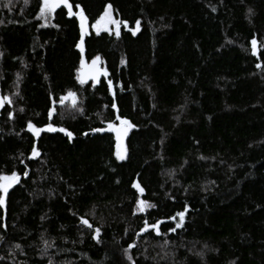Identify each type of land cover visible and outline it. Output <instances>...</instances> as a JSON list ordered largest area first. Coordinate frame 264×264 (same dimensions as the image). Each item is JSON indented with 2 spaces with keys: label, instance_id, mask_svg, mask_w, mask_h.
Instances as JSON below:
<instances>
[{
  "label": "trees",
  "instance_id": "obj_1",
  "mask_svg": "<svg viewBox=\"0 0 264 264\" xmlns=\"http://www.w3.org/2000/svg\"><path fill=\"white\" fill-rule=\"evenodd\" d=\"M69 2L87 17L83 52L63 5L46 22L42 0H0V173L20 176L0 206V264H264V0ZM109 4L119 37L93 29ZM96 57L99 83L82 70ZM117 115L134 125L124 161ZM29 120L72 138L36 137ZM138 200L155 207L137 215Z\"/></svg>",
  "mask_w": 264,
  "mask_h": 264
},
{
  "label": "snow or ice",
  "instance_id": "obj_2",
  "mask_svg": "<svg viewBox=\"0 0 264 264\" xmlns=\"http://www.w3.org/2000/svg\"><path fill=\"white\" fill-rule=\"evenodd\" d=\"M25 3H28V0H25ZM61 5H63V7L68 10L69 16L76 15V16H78V18L80 20L81 39H80V43L77 45V47L80 48L81 52H83L84 51V49H83L84 37H85V35H87V28H86L87 17L85 16L83 9H80L79 12L74 13L73 12V5L69 2V0H42V3L40 5V17L46 19L48 14L55 13L57 9L61 8ZM76 7L79 8V5L77 4ZM249 11L251 12V9ZM121 23H124L125 26L127 27V21H117V20L112 18L111 5L109 4L105 8L104 13L99 17V19L96 20L93 27L96 29L97 34H99V32L101 30L109 31V27H108L109 25H116L115 35L117 37H119V35H120L119 25ZM135 24H136V29L134 31L129 29L130 31H132L133 35H135L136 31L139 30L140 21L139 20L135 21ZM251 44H252L253 54H255L257 41L255 39H253L251 41ZM99 59H100L99 57H96L93 60L92 70L89 74H87L93 80H97L98 76L101 74L100 70L96 67V63H97V61H99ZM82 64H83V61H82ZM260 66H261L260 64H257V67H260ZM78 79L80 80L81 84L85 83L84 76L79 77ZM108 83H109V87L111 89L112 82L109 81ZM69 99L72 101V104L75 105L76 104V93L69 91L66 96H63L60 99V103L63 104L65 101H67ZM11 103H12V101L8 96L0 97V107H3L5 104H11ZM53 103L55 104V101ZM112 107L115 108L116 105L113 104ZM20 111L22 112L23 109H20ZM54 112H55V107H53L52 109L49 110L48 115L50 118ZM12 116H13V114L11 112H9V117L12 118ZM116 119L120 121V126L118 127L115 123L110 122L108 125V130L116 133L117 141H118L116 155H117L118 159L123 160V159H125V154H124V151L122 150V140H123V137L125 135H127L128 129L134 127V125H132L126 118H121L119 115L116 116ZM27 130L29 132H31L36 137H39L40 134L42 132H45V131H47V132H56V131L64 132L68 136L69 139H71L72 135H73L72 132L68 131L67 129L56 128L52 124H47L45 127H37L30 120L27 122ZM93 131L102 132V131H104V129L98 128V129H93ZM85 135H87V133ZM38 156H40V152L38 151L37 147L34 145L32 148L31 157H29V158L31 159V158H35ZM23 175L25 177H27L28 172L25 171L23 173ZM19 180H20V176L18 175V173L16 171H12L10 174L0 173V193H3V195H0V206H4L5 196L7 195L9 189L12 188L15 184H17L19 182ZM133 187L139 189V191L141 193L143 192V189L140 187V185L138 183L133 184ZM153 207H155L154 204H149L145 200H138L137 201V211H139V212L145 211L146 208H153ZM176 216L179 217V221L176 223L175 228L169 229V231H171V232H175L177 228H181L183 226L185 212H183V211L178 212L176 214ZM176 216L171 217V219L175 220ZM81 222L84 225H86L89 229L92 228V224H90L87 219L81 218ZM160 223H161L160 221H157L156 223L149 225V223L147 221H145L144 227L140 231L145 232L149 228H151V229H154L156 231L157 235H159L160 234V230H159V224ZM5 227H6V225H5ZM99 234H100V228H95V235L93 238L97 239L99 241ZM0 239H2V237H0ZM165 243H167V241H165ZM134 246H135L134 244H130L128 247L133 248ZM16 247L19 248L20 245H16ZM125 253L127 254V250H125ZM201 255H202V253H201ZM128 259L133 260L132 256H130V255L128 256ZM49 264H51V261H49ZM133 264H135L134 261H133ZM233 264H235V262H233Z\"/></svg>",
  "mask_w": 264,
  "mask_h": 264
},
{
  "label": "rangeland",
  "instance_id": "obj_3",
  "mask_svg": "<svg viewBox=\"0 0 264 264\" xmlns=\"http://www.w3.org/2000/svg\"><path fill=\"white\" fill-rule=\"evenodd\" d=\"M53 14L54 13H52V14H48L47 15V18L45 19V18H43V19H45V21L47 22V21H49V19L53 16ZM111 15H112V18L113 19H115L114 18V14H113V10H112V7H111ZM109 27V31H104V30H101L99 33H102V32H115L116 31V25H109L108 26ZM93 29H94V31L96 32V29L93 27ZM134 31V30H133ZM137 32H139V30L138 31H136V34H137ZM97 33V32H96ZM111 89L113 90V87H112V85H111ZM115 124L119 127L120 126V121L119 120H117L116 122H115ZM132 131V128H130V129H128V132H127V135H125L124 137H123V140H122V150L124 151V154H125V159L127 158V146H126V140H127V137L129 136V134H130V132ZM45 132H47V131H45ZM114 134H115V138H116V153H117V144H118V141H117V136H116V133L114 132ZM41 135V134H40ZM117 156V155H116ZM118 159V158H117ZM125 159H123V160H120V159H118L119 161H124ZM16 185V184H15ZM149 203V202H148ZM149 204H151V203H149ZM153 208H146L145 209V211H143V212H139V211H137V205H136V207H135V214H137V215H145V214H147L148 212H150L151 210H152Z\"/></svg>",
  "mask_w": 264,
  "mask_h": 264
},
{
  "label": "water",
  "instance_id": "obj_4",
  "mask_svg": "<svg viewBox=\"0 0 264 264\" xmlns=\"http://www.w3.org/2000/svg\"><path fill=\"white\" fill-rule=\"evenodd\" d=\"M257 50H258V45L256 46V54H257ZM96 67L100 70V75L98 76V78H97V80H93V79H91L92 81H93V83H99L102 79H103V75H102V66L98 63L97 65H96ZM82 70H89V73L91 72V70H92V67H87V65H86V63L84 62L83 63V65H82ZM4 107V106H3ZM3 107H0V114H1V112H2V110H3ZM151 228H149L147 231H149ZM146 232V231H145Z\"/></svg>",
  "mask_w": 264,
  "mask_h": 264
}]
</instances>
